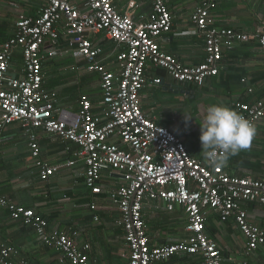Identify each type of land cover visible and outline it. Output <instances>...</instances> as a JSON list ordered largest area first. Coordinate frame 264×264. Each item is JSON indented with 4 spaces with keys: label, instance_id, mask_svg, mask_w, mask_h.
I'll return each mask as SVG.
<instances>
[{
    "label": "built area",
    "instance_id": "obj_1",
    "mask_svg": "<svg viewBox=\"0 0 264 264\" xmlns=\"http://www.w3.org/2000/svg\"><path fill=\"white\" fill-rule=\"evenodd\" d=\"M149 3L150 14L141 23L134 22L131 11L119 13L111 0H44L39 16L20 15L13 36L0 45V132L19 124L43 182L57 168L41 160L37 131L76 146L85 167L84 185L92 194L102 192L103 166L122 177L124 184L111 193V199L120 212L129 250L123 264H158L182 254H199L203 264H222L220 247L204 231L206 212H215L221 222L235 220L246 240L247 254L264 247V230L248 223L243 207L255 204L264 210V183L231 177L222 167H209L192 158L175 133L143 113L140 92L148 64L163 69L178 84L200 85L218 75L225 51L252 37L230 28L210 27L208 20L217 0H199L191 23L193 32L203 36L205 58L196 66H185L157 43L172 28L165 0ZM98 33H104L118 48L115 72L102 65L101 52L89 39ZM61 35L85 60L87 69L99 75L103 106L99 114L93 113L85 96L80 98L76 114L59 109L55 107L56 94L42 86V64L52 56L47 42L54 44ZM256 38L264 48V35ZM16 52L21 55L22 76L9 78L8 68ZM160 82L159 78L153 81L156 85ZM233 109L255 125L264 116V98L234 103ZM150 202H161L168 211L179 206L187 219V238L175 244L149 246L142 213ZM0 208L57 252L58 264H87L85 252L89 247L78 248L72 238L76 233L67 236L50 231L43 217L3 196ZM16 256L13 247L0 242V264H28Z\"/></svg>",
    "mask_w": 264,
    "mask_h": 264
},
{
    "label": "crops",
    "instance_id": "obj_2",
    "mask_svg": "<svg viewBox=\"0 0 264 264\" xmlns=\"http://www.w3.org/2000/svg\"><path fill=\"white\" fill-rule=\"evenodd\" d=\"M35 1L32 5L19 2V14L39 16L44 0ZM111 1L119 13L131 11L135 23L146 22L151 11L149 0ZM165 3L171 15L172 28L157 39L159 48L182 65L191 67L202 63L205 58L203 36L193 32L194 25L191 23L199 0H165ZM208 25L230 28L252 38L238 42L230 51H225L218 75L200 85L189 87L178 84L166 74H161L159 68L148 64L145 85L140 92L143 113L157 125L178 133L179 136L176 135L183 140L189 155L202 164L205 161L201 154V141L193 137L196 130L187 131L180 127L181 121L176 125L173 114L186 102L195 101L200 106L204 103L205 115L209 105L218 104L233 109L234 103H253L264 98V48L256 38L264 35V0H217ZM89 39L100 50L102 65L115 72L116 44L104 33L92 35ZM47 46L52 56L42 64V86L56 94L55 107L76 114L79 100L85 96L92 105L93 113L99 114L103 106L97 72L87 69L85 60L77 55L74 47H69L62 35L54 44L47 42ZM22 70V60L16 52L7 77H21ZM156 78L161 79L158 85L153 83ZM242 80L245 83H241ZM179 95L185 99L184 102L175 101L174 97ZM254 127L256 131L250 147L229 156L222 168L231 177H248L264 183V116ZM36 133L41 160L55 166L56 172L45 182L39 179L27 138L19 124L14 123L0 132V196L45 218L50 231L67 236L76 233L72 238L78 248L83 245L89 247L85 252L87 264L126 262L129 250L120 224L121 215L111 199V193L124 184L122 177L103 166L99 183L102 192L92 194L84 185L85 167L76 154V146L42 131ZM243 207L248 223L264 230V210L255 204ZM142 215L151 247L175 244L188 236L185 230L187 219L179 206L168 211L163 203L150 202L144 205ZM205 219V234L220 247L222 264H264V247L247 254L246 240L233 218L221 222L219 216L209 210ZM0 242L17 251V260L28 264H58V253L41 243L32 229L11 220L4 208H0ZM158 264H203V259L199 254H182Z\"/></svg>",
    "mask_w": 264,
    "mask_h": 264
},
{
    "label": "clouds",
    "instance_id": "obj_3",
    "mask_svg": "<svg viewBox=\"0 0 264 264\" xmlns=\"http://www.w3.org/2000/svg\"><path fill=\"white\" fill-rule=\"evenodd\" d=\"M255 131L251 121L237 111L224 105H209L200 123L204 161L209 167L225 166L229 156L250 147Z\"/></svg>",
    "mask_w": 264,
    "mask_h": 264
},
{
    "label": "rangeland",
    "instance_id": "obj_4",
    "mask_svg": "<svg viewBox=\"0 0 264 264\" xmlns=\"http://www.w3.org/2000/svg\"><path fill=\"white\" fill-rule=\"evenodd\" d=\"M24 1L0 0V19L1 20L11 19L12 25H13L17 21L18 17L20 16L18 12L20 10L19 4H18L19 2H23V3L31 4V5L35 4L33 0H26V2ZM174 99L177 103L185 101V99L180 95L177 97H174ZM203 104L204 103H202L201 105L203 106ZM202 106H200L199 103L198 102L196 103L195 101L192 103L190 102L182 103L180 107H177L178 109H177L176 114L178 115V117L176 114H173L176 125H178V123H180L181 121L180 127H184V129H187V131H192V129H195L196 132H195V135H193V137L195 136V138L199 140H200V135H201L200 123L204 116L203 111L205 110ZM185 116H188L190 119L187 118L186 120ZM184 117H185V120L182 121ZM176 134L178 135V133Z\"/></svg>",
    "mask_w": 264,
    "mask_h": 264
},
{
    "label": "trees",
    "instance_id": "obj_5",
    "mask_svg": "<svg viewBox=\"0 0 264 264\" xmlns=\"http://www.w3.org/2000/svg\"><path fill=\"white\" fill-rule=\"evenodd\" d=\"M15 24V23H14ZM14 24L12 25V21L11 19L8 20H3L0 21V37L1 39V44L5 41H7L8 39H10L13 34H14ZM6 32V33H5ZM19 57L21 58V55L18 53ZM161 74H166L165 71L161 68H159L158 70ZM189 87H192L191 85H189ZM181 141L183 142V140L181 139ZM74 152V150L72 151ZM76 155V154H75ZM85 178V177H84ZM45 219V218H44ZM46 220V219H45ZM25 227V226H24ZM51 249V248H50Z\"/></svg>",
    "mask_w": 264,
    "mask_h": 264
},
{
    "label": "water",
    "instance_id": "obj_6",
    "mask_svg": "<svg viewBox=\"0 0 264 264\" xmlns=\"http://www.w3.org/2000/svg\"><path fill=\"white\" fill-rule=\"evenodd\" d=\"M118 177H121V176H118Z\"/></svg>",
    "mask_w": 264,
    "mask_h": 264
}]
</instances>
